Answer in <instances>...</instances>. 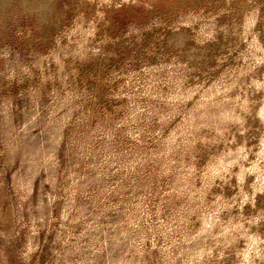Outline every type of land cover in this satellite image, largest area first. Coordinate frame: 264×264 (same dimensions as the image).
I'll list each match as a JSON object with an SVG mask.
<instances>
[{"label": "rangeland", "instance_id": "rangeland-1", "mask_svg": "<svg viewBox=\"0 0 264 264\" xmlns=\"http://www.w3.org/2000/svg\"><path fill=\"white\" fill-rule=\"evenodd\" d=\"M248 1L0 0V264H264Z\"/></svg>", "mask_w": 264, "mask_h": 264}, {"label": "bare ground", "instance_id": "bare-ground-1", "mask_svg": "<svg viewBox=\"0 0 264 264\" xmlns=\"http://www.w3.org/2000/svg\"><path fill=\"white\" fill-rule=\"evenodd\" d=\"M254 1L255 0H249L248 1V4L250 5V6H252L253 4H254ZM118 4V3H117ZM102 7V6H101ZM103 8V7H102ZM248 9H250V8H248ZM100 10H102V9H100ZM249 12H247V14H248ZM262 84V83H261ZM258 85L256 84V85H254V87H257ZM262 87H264V82H263V86ZM252 92V91H251ZM252 95V94H251ZM241 97V96H240ZM254 97H255V95H254ZM239 98V97H238ZM241 100V99H240ZM239 100V101H240ZM249 100V99H248ZM235 110V109H234ZM262 113H259L257 116H256V118H257V120H256V124H258V122L260 121V123L262 124V125H260V128H262V127H264V110H262L261 111ZM240 119V118H239ZM250 120H252L251 122H252V125H253V122H255V120H254V118L252 117ZM264 132V130L262 131L261 130V134ZM254 133V132H253ZM257 135V134H256ZM263 138V137H262ZM263 142V141H262ZM214 229V228H213ZM217 230V229H216ZM219 231H220V229H218ZM219 231L218 232H215V230H211V232H212V235H219ZM221 232H224V231H221ZM220 232V233H221ZM229 233V232H228ZM235 233V232H234ZM233 233V234H234ZM236 234V233H235ZM234 234V235H235ZM232 235V234H231ZM222 235H219V238L221 237ZM228 238V235L227 236H225V238ZM237 237L238 236H236V238L235 239H237ZM231 239H234V237H232Z\"/></svg>", "mask_w": 264, "mask_h": 264}]
</instances>
